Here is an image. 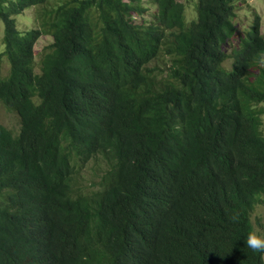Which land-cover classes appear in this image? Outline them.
<instances>
[{
  "label": "trees",
  "instance_id": "16d2710c",
  "mask_svg": "<svg viewBox=\"0 0 264 264\" xmlns=\"http://www.w3.org/2000/svg\"><path fill=\"white\" fill-rule=\"evenodd\" d=\"M48 1L0 0V102L20 119L0 124V264H264L245 244L264 206L261 16L231 53L233 0L191 21L180 0H60L20 32Z\"/></svg>",
  "mask_w": 264,
  "mask_h": 264
},
{
  "label": "rangeland",
  "instance_id": "374dc122",
  "mask_svg": "<svg viewBox=\"0 0 264 264\" xmlns=\"http://www.w3.org/2000/svg\"><path fill=\"white\" fill-rule=\"evenodd\" d=\"M60 0H49L48 3L40 8L28 9L23 15H20L16 18L17 20V28L20 32H29L32 28H36L38 26V15L45 10L55 9L60 4ZM150 0H145V4H149ZM181 3L186 7V18L188 21L196 19V2L197 0H180ZM236 5L237 10V19L236 25L238 28V32L234 41L230 44L226 45V50L228 53H231L233 48L239 47L243 34L245 32H249L251 30L253 15L255 13L259 14L262 18V30L264 33V0H233ZM192 3V4H191ZM60 4V5H59ZM156 11V8L153 6H149V12L145 16L146 20H150L152 14ZM136 20H139L136 18ZM141 20V19H140ZM4 32L3 22L0 20V53L3 51L2 45V36ZM52 43V39L48 36H43L38 44L36 45V52L39 53L43 48L47 47ZM39 60V56H37V61ZM167 61L165 59H159L153 65L157 67H161L164 71L167 69ZM232 60L227 61L226 66L231 67ZM262 68L264 69V57L262 61ZM4 74L6 75L8 72V66H4ZM264 121V117H263ZM0 124H2L7 129L11 130L13 133L18 134L20 131V119L17 114L12 112L9 108L5 107L0 102ZM264 131V126H263ZM86 167V166H85ZM96 165L94 163L90 164L85 168L84 172H81L79 175V180H81L82 185H86L87 182L91 180L90 177L93 174H96ZM253 223L255 226V231L257 233H264V206L258 208L257 212L254 215Z\"/></svg>",
  "mask_w": 264,
  "mask_h": 264
},
{
  "label": "clouds",
  "instance_id": "9594fccd",
  "mask_svg": "<svg viewBox=\"0 0 264 264\" xmlns=\"http://www.w3.org/2000/svg\"><path fill=\"white\" fill-rule=\"evenodd\" d=\"M245 244L254 251H264V234L250 231L246 236Z\"/></svg>",
  "mask_w": 264,
  "mask_h": 264
}]
</instances>
